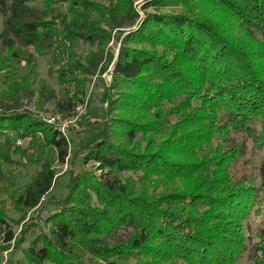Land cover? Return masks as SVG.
Instances as JSON below:
<instances>
[{
	"label": "trees",
	"instance_id": "16d2710c",
	"mask_svg": "<svg viewBox=\"0 0 264 264\" xmlns=\"http://www.w3.org/2000/svg\"><path fill=\"white\" fill-rule=\"evenodd\" d=\"M36 2L53 22L33 15ZM62 3L70 6L69 15L54 16L53 6ZM175 5L158 1L141 27L120 39L115 94L107 99L110 120L99 125L85 156L100 175L83 171L72 180L50 236L35 239L27 250L31 261L237 264L250 253L251 264H264V228L253 244L248 225L255 207L260 213L264 204V0H209L211 10L225 8L222 21L213 22L172 11ZM131 12L132 0H0V43L17 59V49L49 50L58 38L94 45L109 40L103 27H131ZM16 65H25L26 73L6 88L0 85L5 244L15 239L8 202L19 214L35 209L54 181L44 163L18 186L10 171L20 166L17 141L41 136V147L54 148L61 164L69 156L67 138L44 121L52 117L29 106L36 101L40 111L51 106L50 114L77 117L84 104L77 76L88 75L65 64L56 71V90L31 57ZM3 66L2 72L18 71ZM250 153L260 157L259 183L240 165ZM124 174L138 179L125 181Z\"/></svg>",
	"mask_w": 264,
	"mask_h": 264
},
{
	"label": "rangeland",
	"instance_id": "374dc122",
	"mask_svg": "<svg viewBox=\"0 0 264 264\" xmlns=\"http://www.w3.org/2000/svg\"><path fill=\"white\" fill-rule=\"evenodd\" d=\"M158 1L161 0H132L131 15L135 16L133 17L132 26L115 31L103 27V30L110 34L109 40L99 41L94 45L93 43L90 44L91 41L88 42L86 40L73 39L65 42L63 38H58L57 40L55 39L56 41L54 40L57 43L49 50L38 52L34 49H17L22 55V59H17L13 58L11 52L4 51V47L0 43V85L3 88L10 85L14 78L20 79L26 73L25 65L17 66L16 64H27L30 57L33 63L38 64L41 78L45 79L48 85L56 90L58 89L56 71L65 64H75L80 71L85 70L88 72L86 76L79 73L77 76V81L82 83L84 92L82 97L84 104L79 108L77 117L67 119L58 114H50L52 113L51 106L46 107L44 111H40L36 101H33L29 106V109L33 112L44 116L49 114L52 118H58L60 121L58 125H63L64 121H73V124L68 125L66 131L62 132V135L67 138L69 143V156L65 163L61 164L54 148L41 147V136L39 137L40 140L27 138L17 141L15 148L19 152L14 158L19 162L20 166L10 171H12L13 177L17 178L18 186L24 187L28 183L29 174L38 167L41 168L44 163L51 165L54 181L49 194L41 200L35 209L19 214L15 210L14 205L8 202L6 218L8 219V225L13 229L15 239L9 244H5L0 240V264H39L30 260L27 250L35 239L50 236L51 220L59 212L61 206H65L66 200L70 195L72 180L83 171L96 176L100 175L94 162H85V156L89 148V141L101 129L99 125L110 120L108 119L110 117L107 116V99L115 94L113 91L115 86L113 71L121 47L120 39L140 28L147 19V15L155 11L154 7ZM170 1L178 4V6H173L174 9L172 11L176 10L192 16H201V18H206L212 22L216 20L222 21L221 10H225L222 6H219L221 9L218 7V12L211 10L206 5L209 0ZM31 7L34 16L40 17L44 22L54 21L52 16H46L49 11L41 2L33 3ZM70 9L68 4L62 3L53 6L52 11L56 10L54 16L58 13L67 16ZM69 18L70 20L72 19V17ZM2 35H4V22L0 16V36ZM3 64H8V67L16 65L15 67L18 71L2 72ZM48 119L51 118L47 117L44 121L48 126H51L46 122ZM58 125L54 127L58 128ZM20 141L23 142V145L18 144ZM259 162L260 157H253L250 153L246 160L240 163L248 177L257 183H259L258 171L255 170ZM122 178L125 181H136L138 175L124 174ZM1 198L6 199L5 196ZM255 210L251 214L248 225L250 227L249 236L253 244H258L260 242L259 232L264 228V204L261 206L260 213L255 212ZM44 264L56 263L46 262ZM237 264H251L250 253H246Z\"/></svg>",
	"mask_w": 264,
	"mask_h": 264
},
{
	"label": "built area",
	"instance_id": "2783aa9c",
	"mask_svg": "<svg viewBox=\"0 0 264 264\" xmlns=\"http://www.w3.org/2000/svg\"><path fill=\"white\" fill-rule=\"evenodd\" d=\"M46 122H47L49 125H51V126H55V125H58V124L60 123L59 119H58V118H55V117H53V118H51V119H48ZM72 124H73V121H72V120H70V121H64V122H63V125H58V129H59L61 132L64 133V132L66 131L68 125H72ZM18 144H19V145H23V142L20 141Z\"/></svg>",
	"mask_w": 264,
	"mask_h": 264
}]
</instances>
